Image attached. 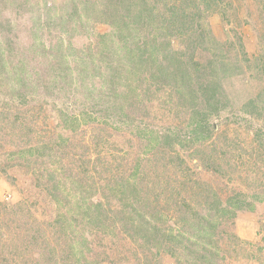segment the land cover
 <instances>
[{"label": "rangeland", "instance_id": "obj_1", "mask_svg": "<svg viewBox=\"0 0 264 264\" xmlns=\"http://www.w3.org/2000/svg\"><path fill=\"white\" fill-rule=\"evenodd\" d=\"M201 261L264 264V0H0V264Z\"/></svg>", "mask_w": 264, "mask_h": 264}, {"label": "trees", "instance_id": "obj_2", "mask_svg": "<svg viewBox=\"0 0 264 264\" xmlns=\"http://www.w3.org/2000/svg\"><path fill=\"white\" fill-rule=\"evenodd\" d=\"M185 14V13H184ZM184 14H183V16H184ZM175 13H172L171 14V16H169L168 17V22H170V27H174L175 29H180V31H182L183 29H184V23H183V25L181 24V26L180 25H178V23H177V21H178V15H176ZM127 40V35L124 37V41H126ZM248 105H250V101H249V103H248ZM205 115H206V117L204 118V119H206V118H208L207 116H208V113L206 112L205 113ZM203 119V120H204ZM193 132H195V133H198L199 132V130L198 131H193ZM185 171V170H184ZM136 173H134V175H135ZM133 175V176H134ZM184 183V182H183ZM186 183V182H185ZM53 187H55L54 185H53ZM95 206H97V207H101V208H99V211L98 212H96V214H95V216H101V214H103L102 212L103 211H101V209H102V204L100 203H98V204H95V203H93ZM178 202L176 201V203H175V208H171V209H169L170 210V212L173 210V211H177V212H179L180 214H181V212H182V207H177L178 206ZM111 210H113L112 208H110ZM109 209V210H110ZM212 209H214L215 210V213L216 212H222V210H223V212H222V214L224 213V212H227V210L225 209V207H223L222 206V204L219 202L218 203V200H215V202H213L212 203V205L210 204V206H209V208H208V210L210 211V210H212ZM114 212H115V210H113ZM192 211H193V209H192ZM195 214H196V217H197V219H195L193 222H192V224H194L195 222H197L198 223V227H195V233L193 234V236H195V238L199 235V241H197L198 239L196 238V240L195 239H193V238H188L187 239V243L190 245V247L191 246H193L194 245V249H192L191 251H190V253H192V252H195V253H197L198 255H200L198 258H197V260H199V258L200 259H205L208 255H210V258H211V260H213L214 261V256L215 255H217L218 253H219V251L216 249V248H214L213 246H214V244H215V241H214V239H213V241H214V243L213 244H211V243H209L208 241H207V238H206V235L207 236H211V234L209 233V228L211 227V226H213V224H214V222H212V223H210V221L208 220V217H207V215L205 214H202L200 211H193ZM214 217V216H213ZM185 219H187V218H180V219H177L178 221L180 220V221H186ZM177 220H175V222H174V224H177ZM133 221H136V220H133ZM147 222H149V221H147ZM144 226V225H143ZM154 229H156V232L157 231H160V229L159 228H154ZM168 230H170L169 228H168ZM168 234V233H167ZM168 236H169V239L170 240H172L174 243H175V245H173V246H170V245H164V246H166L165 247V251L167 252V253H169V254H172V255H175L176 254V247L178 248V244L180 245V243H182V239H183V236H184V234H182V232H181V230H180V232L179 233H176L175 235H173V236H171L170 234H168ZM201 240H203V241H201ZM161 245V244H160ZM190 247H186V246H184V249L186 250V249H189ZM203 254V255H202ZM202 262L203 261H201V262H199L198 264H202ZM221 264H224V262H222Z\"/></svg>", "mask_w": 264, "mask_h": 264}]
</instances>
